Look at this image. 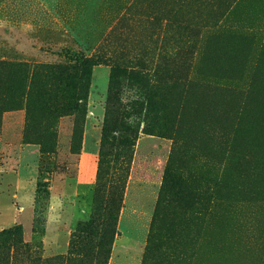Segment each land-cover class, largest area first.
Returning <instances> with one entry per match:
<instances>
[{"label": "rangeland", "instance_id": "374dc122", "mask_svg": "<svg viewBox=\"0 0 264 264\" xmlns=\"http://www.w3.org/2000/svg\"><path fill=\"white\" fill-rule=\"evenodd\" d=\"M257 122L264 0H0V264H264Z\"/></svg>", "mask_w": 264, "mask_h": 264}, {"label": "trees", "instance_id": "16d2710c", "mask_svg": "<svg viewBox=\"0 0 264 264\" xmlns=\"http://www.w3.org/2000/svg\"><path fill=\"white\" fill-rule=\"evenodd\" d=\"M82 69H83V71L85 73L86 72L88 73L91 70L90 65L87 62H84L82 64ZM260 124L263 125V122L254 123L251 126V128H250V134H251L253 140H255V142L264 141V131L263 132L261 131ZM103 133H104V137L107 138L108 131H107L106 128H104ZM133 145H135L134 144V141H133ZM101 162H102V164L104 163L103 160ZM104 173H105V171L101 167L100 168V178L97 181V183H98L97 192H100L102 190V186L105 185V183H106V181H104V179H103V174ZM128 174L129 173L127 172L126 175H125V177L123 178L122 188L126 184V180H127L126 177L128 176ZM116 218H117V216L115 214H110L107 217V223H108L109 227H112V225L116 221ZM96 220H97V218H96V215H95V217H93L90 220L88 226H90V227L91 226H94L96 224ZM86 228H87V225L84 224V225L80 226V228H79L78 231L84 232L86 230ZM154 232H155L154 234L152 233V235H150L149 242H148L147 247H146V258H149L150 255L151 256H153V255H160L162 257V254H158V253L162 250V247H163V245H165V241L167 240V238H164V236L162 237V234L157 229L156 230L154 229ZM181 240H182V238L178 239V242H175V247H176V249L178 251L181 250ZM168 248H171V247L168 246ZM193 253H194V251H193ZM105 256L110 257V251H108V249L105 250ZM103 264H107V262H103Z\"/></svg>", "mask_w": 264, "mask_h": 264}]
</instances>
